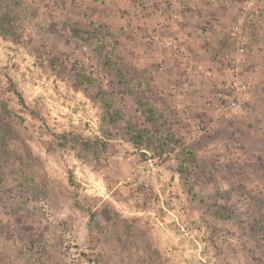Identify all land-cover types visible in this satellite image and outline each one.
I'll list each match as a JSON object with an SVG mask.
<instances>
[{
  "label": "rangeland",
  "instance_id": "obj_1",
  "mask_svg": "<svg viewBox=\"0 0 264 264\" xmlns=\"http://www.w3.org/2000/svg\"><path fill=\"white\" fill-rule=\"evenodd\" d=\"M14 1L0 0V8L9 14L20 9L21 22L11 20V25L19 23L25 41L34 46L35 73L28 77L33 82L0 87V264H68L66 232L101 264L96 245L81 237L84 217L75 210L82 203L76 195L81 180L73 175L72 161H80L77 150L88 147L85 136H93L87 127L101 130L102 160L119 154L166 163L168 187L181 189L183 223L197 220V244L185 239L183 245L191 264H264V81L254 86L237 64L249 86L239 101L241 115L225 118L224 109L215 107L231 100L228 81L237 66L227 58L234 51L225 37L241 17L243 0H228L226 15L216 22L214 37L227 48L218 61L227 68L203 65L212 78L193 70L189 91L181 84L187 60L164 42L188 33L192 42L186 47L194 54L186 13L197 3L19 0L16 7ZM149 8L161 12L160 19H149ZM175 13L182 22L172 17ZM254 31H248L249 49L240 65ZM21 87L35 97L28 95L25 102L18 97L17 103ZM132 135L146 141L143 152L117 144L127 145ZM91 209L86 214L94 239L97 220ZM139 243L133 248L140 249Z\"/></svg>",
  "mask_w": 264,
  "mask_h": 264
},
{
  "label": "crops",
  "instance_id": "obj_2",
  "mask_svg": "<svg viewBox=\"0 0 264 264\" xmlns=\"http://www.w3.org/2000/svg\"><path fill=\"white\" fill-rule=\"evenodd\" d=\"M142 1L149 4L157 2V0ZM165 1L166 5L173 6L188 2V0ZM196 1L190 0L189 3H197V9L186 13L187 18L191 20L188 25L192 29L194 54L192 58L187 59L185 63L187 72L181 79L182 88L185 91L190 90L189 82H193L190 77L196 75L193 70L197 72L195 69L197 64L210 69L222 64L223 70L228 65L223 60L219 63V52L224 50L226 52L227 48L214 37L215 31L218 33L219 30L216 22L218 23L221 17L226 15V8L223 5L229 6L228 0L215 3H212L213 0ZM13 4L18 7L20 1L15 0ZM166 10L165 7L161 10L164 15L168 12ZM19 12L20 9L10 14L0 11V87L2 88L12 84L16 87L24 85L29 75L34 76L35 73V49H33L34 46L29 45L28 41H25L27 33L25 34L20 28L22 15ZM148 13L151 15L149 19H160L161 12H155V15L154 8H149ZM261 15L253 26L255 40L251 41L252 46L247 59L241 65L234 63L242 67L243 78L249 79L254 86L264 81V14ZM11 20H18L19 23L17 26H12ZM204 24L206 27L200 31L198 26ZM225 39L230 42L229 37L226 36ZM210 53H212L211 58L208 57ZM33 80V77L31 80L29 78L28 82H33ZM134 91L138 95L137 90L134 89ZM19 92L18 95L15 94L17 103H19V98L25 102L26 96L35 97L33 91L24 87H21ZM21 92H25L26 95H21ZM198 92L199 89L195 96L199 95ZM86 131L89 134L93 133V136L87 135L84 138L88 147L77 150L80 161L76 158L72 161L75 166L73 175L77 182L81 180L80 190L76 195L82 200L81 205L86 208L79 205L75 207V210L84 217L81 237L84 241L96 245L99 251V262L101 264H191L190 260L193 257L189 255L185 257L183 245L185 239L193 240L192 242L197 244L193 228L197 220L192 217L189 223H183V212L180 210L182 200L177 198L181 195V189L168 187L166 180L169 172L166 170V163L160 161L159 157L142 158L138 155H131L126 158L119 154L110 157V160H102L101 152L98 150V145L101 147V130L97 127L95 129L87 127ZM135 132L139 133L137 130L133 131ZM147 136L149 137V134ZM117 144L128 148L132 145L135 151L138 149L139 152H143L146 141L142 137L139 141L129 139L127 145L121 142ZM164 144L165 141L161 143V145ZM91 148L94 151H91ZM147 149L149 150L150 146L147 145ZM102 157L105 158V155ZM91 197L92 199L94 197V201L88 203ZM89 207L92 208V213L95 212L97 220L94 239L88 227L91 215L86 214V211ZM137 243L141 245L140 249L133 248L134 245L137 246ZM190 253L192 251H188V254Z\"/></svg>",
  "mask_w": 264,
  "mask_h": 264
},
{
  "label": "built area",
  "instance_id": "obj_3",
  "mask_svg": "<svg viewBox=\"0 0 264 264\" xmlns=\"http://www.w3.org/2000/svg\"><path fill=\"white\" fill-rule=\"evenodd\" d=\"M242 9L243 12L241 17H239L237 22L233 25L229 34L231 47L234 51L233 54L230 53L227 55V58H229L231 63H238V61L243 60L246 56L250 44L247 37L248 31L253 28L257 19L261 16L262 11L264 10V0H243ZM172 17L178 22H182V17L179 14L175 13ZM188 36H190L188 33H181L178 39L168 38L164 42V45L178 57L183 58L184 60L190 59L192 58V54L188 52L186 45L187 42H192V40ZM196 69L199 74L207 78L215 76L210 69L205 68L201 64H197ZM230 73L231 77L228 81V85L232 95L231 100L225 106L222 104L215 105L217 112L224 109L222 112L225 118H228L231 114L234 116L241 115V111H239V101L241 96L247 92L249 88L248 83L240 78L239 69L233 68L230 70ZM172 93H174L173 88ZM176 97L183 103L184 100L182 95L177 94ZM44 209L47 210L46 205H44ZM63 250L64 258L68 264H98L93 257L88 255V250L79 246L75 236L71 232H66L63 235Z\"/></svg>",
  "mask_w": 264,
  "mask_h": 264
},
{
  "label": "trees",
  "instance_id": "obj_4",
  "mask_svg": "<svg viewBox=\"0 0 264 264\" xmlns=\"http://www.w3.org/2000/svg\"><path fill=\"white\" fill-rule=\"evenodd\" d=\"M130 140H132V141H139V140H142V136L141 135H132L130 137ZM69 177H70V175H69Z\"/></svg>",
  "mask_w": 264,
  "mask_h": 264
}]
</instances>
